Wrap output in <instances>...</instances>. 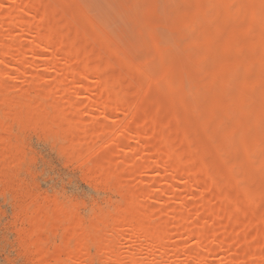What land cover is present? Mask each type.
Returning a JSON list of instances; mask_svg holds the SVG:
<instances>
[{
	"label": "rangeland",
	"instance_id": "374dc122",
	"mask_svg": "<svg viewBox=\"0 0 264 264\" xmlns=\"http://www.w3.org/2000/svg\"><path fill=\"white\" fill-rule=\"evenodd\" d=\"M115 259L264 264V0H0V264Z\"/></svg>",
	"mask_w": 264,
	"mask_h": 264
},
{
	"label": "bare ground",
	"instance_id": "6f19581e",
	"mask_svg": "<svg viewBox=\"0 0 264 264\" xmlns=\"http://www.w3.org/2000/svg\"><path fill=\"white\" fill-rule=\"evenodd\" d=\"M116 259H117V258H116ZM116 259H115V262H117L116 264H122L119 260H116ZM115 262H114V263H115Z\"/></svg>",
	"mask_w": 264,
	"mask_h": 264
}]
</instances>
